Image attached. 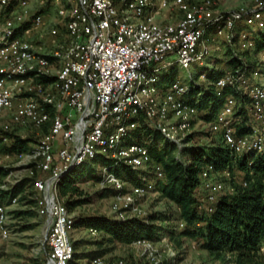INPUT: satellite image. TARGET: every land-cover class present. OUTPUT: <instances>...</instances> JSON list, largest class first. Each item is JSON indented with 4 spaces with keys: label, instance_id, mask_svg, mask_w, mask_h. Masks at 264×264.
I'll list each match as a JSON object with an SVG mask.
<instances>
[{
    "label": "built area",
    "instance_id": "obj_1",
    "mask_svg": "<svg viewBox=\"0 0 264 264\" xmlns=\"http://www.w3.org/2000/svg\"><path fill=\"white\" fill-rule=\"evenodd\" d=\"M167 9L175 20H157ZM263 29L264 0L229 11L216 8L213 0H0V144L9 146L11 133L25 138L19 129L34 132L36 140L27 150L6 151L5 157L30 163L34 208L45 221L49 245L45 264H70L73 259L70 233L75 218L59 197L57 182L84 162L109 161L100 183L115 191L110 202L113 218L143 217L138 200L155 192V181L142 178L125 187L127 181L111 169H150L154 180L163 179L161 164L146 147L126 141L142 118L166 141L184 147L192 121L209 109L188 99L192 88L213 86L221 102L209 130L233 157L264 153V70L237 54L256 50ZM223 47L233 48L232 57L241 63L226 66L210 81V58ZM195 63L208 71L194 76L190 67ZM174 66L189 72L188 83L174 75L162 81ZM240 127L246 131L238 132ZM218 174L228 172L215 171L210 164L200 172L199 188L207 203H215L223 190ZM0 234L7 237L3 203ZM134 243L158 263L155 242ZM88 264L127 263L94 256Z\"/></svg>",
    "mask_w": 264,
    "mask_h": 264
},
{
    "label": "trees",
    "instance_id": "obj_2",
    "mask_svg": "<svg viewBox=\"0 0 264 264\" xmlns=\"http://www.w3.org/2000/svg\"><path fill=\"white\" fill-rule=\"evenodd\" d=\"M25 26L27 24H24ZM256 46L257 48L264 47V29L257 34ZM240 63L237 57L232 56L228 61V65ZM221 73V70L210 68L206 74L211 81L219 77ZM171 78V75H164L162 81L167 83ZM188 99L192 102L197 100L200 109L209 106L208 111L200 115V118L206 120H212L220 108L221 101L216 96L212 85L206 88L204 86L192 88ZM244 131H246L244 127L238 129V132ZM10 135L14 139L9 146L3 145V148L5 151L13 153L27 150L29 144L36 140L35 136L21 138L12 133ZM195 135V132L190 133L186 139L190 140ZM148 136H151L152 142L143 145L155 162L161 164L164 174L163 179L156 183L154 191L175 206L179 222L183 223L182 227L178 226L180 235L193 236L199 247L206 250L214 259L232 264H264V153H247L233 157L230 150L220 140L219 143H213L208 148L204 146L192 147L189 149L188 157L183 159L173 156L171 150L177 147L166 141L159 131L150 128L142 118L126 142L141 143V140ZM159 141L165 143L158 147ZM96 161H99V158L84 162L62 175L57 182V189L60 193L66 194L69 190L77 191L76 186L70 185L72 178L82 174L81 169L84 166L88 169L87 176H93L89 166ZM100 162L104 165L109 164L108 160L102 158H100ZM208 164L212 165L215 171H227L231 175L232 190L217 196L213 204L207 203L196 194L200 186V172ZM234 169L242 174V179L238 183L233 181L232 172ZM111 172L122 180L133 184L140 183L142 178L149 177L151 173L154 175L150 169L140 172L123 165L115 166ZM7 173V169L0 167V176H5ZM29 184L32 186V178L26 177L7 189H0V203L5 199L10 200L13 197L21 196ZM104 190L110 191L112 194L115 192L110 188ZM28 202L35 205L34 198L29 199ZM65 204L69 209L75 203L65 202ZM209 207H212L213 210L209 211ZM28 212V214H32L31 211ZM169 220L170 217L165 212L150 213L146 217H132L125 220L97 215L75 219L74 227L83 226L93 228L98 233L101 232L103 237L99 244L104 241L127 244L138 240L158 242L162 238L171 236L174 232L173 227L167 223ZM158 222H165V225ZM73 248L76 250V245ZM95 252L92 254L99 256L96 255L99 252Z\"/></svg>",
    "mask_w": 264,
    "mask_h": 264
},
{
    "label": "rangeland",
    "instance_id": "obj_3",
    "mask_svg": "<svg viewBox=\"0 0 264 264\" xmlns=\"http://www.w3.org/2000/svg\"><path fill=\"white\" fill-rule=\"evenodd\" d=\"M216 8L222 11H229L243 5H251L254 0H213ZM56 5L53 4L49 13L51 16L55 14ZM46 33V29L42 31ZM264 50L263 46L256 50L248 52H239L237 54L242 56L243 60L248 64L257 67L261 71L264 70V62L260 61V53ZM233 48L223 47L221 53H214L210 58L212 68L216 70H223L228 66V61L233 56ZM208 69L204 65L195 63L191 65L190 72L199 74L206 72ZM171 76L179 77L184 82H189V72L186 69L174 66ZM261 81V78L258 79ZM2 117L0 116V121ZM211 120L200 118V116L192 121V132L196 135L190 140L186 139L184 147L171 150L173 156H178L186 159L189 155V149L197 146L209 147L213 143H219L220 139L209 130ZM24 137H34V132L30 128H22L17 130ZM35 138V137H34ZM187 138V137H186ZM151 136L144 137L141 140L142 144H149L152 142ZM33 144V142H31ZM165 143L159 141L158 147ZM6 151L3 144H0V167L7 169L8 173L5 176H0V189H7L15 185L18 181L28 177L27 166L30 163L21 161L16 157H5ZM154 160L153 157H151ZM104 164L99 161L93 162L89 168L92 169L93 176H87V167H82V174L72 178L70 185L78 188L77 191H67L66 194L60 193L57 189L59 197L64 202H73L74 206L69 208V211L76 220L86 216H108L112 217L110 212V202L112 193L104 189L101 185V174ZM144 168L140 169L142 172ZM79 173V172H78ZM233 181L238 183L242 179V174L234 169L232 172ZM64 175V174H63ZM73 176V175H72ZM100 177V178H98ZM147 180H154V175L151 173ZM217 178L223 182V190L217 196L223 193H229L232 189L230 186L231 175L218 174ZM71 180V179H70ZM131 182L127 181L125 187H128ZM111 189V188H110ZM34 191L29 184L25 187L21 196L18 197L16 203H11L10 200L5 199L2 203L6 207V230L7 237L0 234V264H45L46 258L49 254V245L46 240V225L43 218L39 217L32 203L29 199L34 198ZM198 197H203L204 192L198 188ZM141 215L148 216L150 213L165 212L169 215V225L173 227L171 236L162 238L160 241L154 243L158 263L157 264H232L227 261L214 259L208 252L201 247L193 236L180 235L178 231L179 215L173 204L162 198L158 192H152L146 197L138 200ZM31 211L32 214H28ZM165 225V222H158ZM73 246L76 245L75 254L70 264H88V260L94 256L92 253L98 251L99 256L108 258H122L127 264H154L151 262L144 248L135 243H121V242H103V234L100 232L97 235H92L87 228L83 226L75 227L70 233ZM75 244V245H74ZM102 251V253H100ZM91 253V254H90Z\"/></svg>",
    "mask_w": 264,
    "mask_h": 264
},
{
    "label": "crops",
    "instance_id": "obj_4",
    "mask_svg": "<svg viewBox=\"0 0 264 264\" xmlns=\"http://www.w3.org/2000/svg\"><path fill=\"white\" fill-rule=\"evenodd\" d=\"M49 13V12H48ZM48 15H51L50 13ZM175 13L170 10H164L161 15L157 17L159 21H172L175 20Z\"/></svg>",
    "mask_w": 264,
    "mask_h": 264
}]
</instances>
